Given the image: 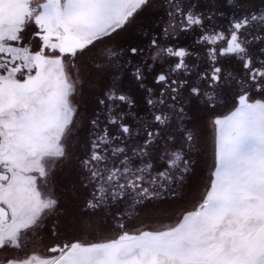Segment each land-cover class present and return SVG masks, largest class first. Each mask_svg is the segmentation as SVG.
Here are the masks:
<instances>
[{"label":"snow or ice","instance_id":"obj_1","mask_svg":"<svg viewBox=\"0 0 264 264\" xmlns=\"http://www.w3.org/2000/svg\"><path fill=\"white\" fill-rule=\"evenodd\" d=\"M149 12L146 42L119 43ZM201 119L203 190L176 208ZM68 166L71 232L23 251ZM0 264H264V0H0Z\"/></svg>","mask_w":264,"mask_h":264},{"label":"flooded vegetation","instance_id":"obj_2","mask_svg":"<svg viewBox=\"0 0 264 264\" xmlns=\"http://www.w3.org/2000/svg\"><path fill=\"white\" fill-rule=\"evenodd\" d=\"M231 14L225 13L223 17H217L216 20L213 21V23L217 26V28H226L228 25V20L230 19ZM163 14H155L154 12H149L147 14L141 15L137 18L135 23L129 28V30L125 33H123L119 38V43H144L146 42V37L142 35L144 32L152 33L154 32L157 27L162 23ZM197 39V33L196 32H190L186 35H183L177 39V42L181 45H191L192 48L198 49L199 46L196 45L195 41ZM194 58V57H193ZM162 63L161 61H157V65ZM167 67L166 65L164 66ZM159 70V68H157ZM125 81V86H126ZM148 86H152V77L149 75L148 77ZM82 106L83 109L92 112L96 111V106L94 103H92L91 98L88 95V92H85L84 98L82 100ZM201 125V131H202V139L201 142L198 143L196 146V149L193 150L191 153L192 159L194 161L193 164V171L188 176V178L185 181V185L183 189L180 192V196L177 198V200L174 203V207L176 208H183L187 205H189L191 202H193L201 193L203 190V184H204V178L207 175V162L210 159L211 150H212V144H211V131L206 126V122L201 119L200 120ZM91 135V129L89 127L84 126L83 124L78 129V134L76 136V140L74 143H78L79 145H83ZM65 170V171H64ZM71 174V179L68 180L67 185L63 186V180L62 178H65L68 174ZM77 173L72 168V166H68L60 171L57 172L56 175V190H57V196L60 201V211H63L65 207L71 206L75 209L77 208V200L72 192V185L77 181ZM70 202L74 201L75 204H69ZM72 200V201H71ZM63 201V202H62ZM51 226V225H50ZM51 236V235H50ZM56 237V241H54L53 245L62 242L65 238L60 237V234L57 236H53V238ZM50 245L49 247L53 246ZM48 247V248H49Z\"/></svg>","mask_w":264,"mask_h":264},{"label":"rangeland","instance_id":"obj_3","mask_svg":"<svg viewBox=\"0 0 264 264\" xmlns=\"http://www.w3.org/2000/svg\"><path fill=\"white\" fill-rule=\"evenodd\" d=\"M71 178L72 177L70 173L67 176H65V178H62L63 184H64L63 186H66L68 180H70ZM66 187L68 188V186ZM60 198L61 197H59L58 199ZM69 204H75V203L74 201L70 202L69 200ZM76 210L77 208L75 209L74 207H71V206L65 207L63 211H60V214L58 216L53 217L51 220H49L48 225L44 227L43 229H41L38 232V234L34 236H30L26 241H24L25 247L23 251L29 252V253L35 251L43 255H53L47 252V248L50 245H53L54 241L57 242L56 237L53 238V235H51L50 225L53 223L54 220H58L60 237L65 238L71 232V229L68 227V224L71 221V214L74 213ZM131 223L138 224L139 221L133 220L131 221Z\"/></svg>","mask_w":264,"mask_h":264}]
</instances>
